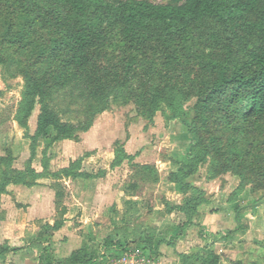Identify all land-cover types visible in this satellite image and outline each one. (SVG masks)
<instances>
[{
    "label": "trees",
    "instance_id": "1",
    "mask_svg": "<svg viewBox=\"0 0 264 264\" xmlns=\"http://www.w3.org/2000/svg\"><path fill=\"white\" fill-rule=\"evenodd\" d=\"M20 3L22 7L20 5L18 9L7 1L3 3L6 13L5 19L0 20V45L31 48L30 53L37 61L53 60L55 65L41 74L30 68L20 72L24 89L15 121L27 130L33 110L36 106L40 109L35 132L27 136L30 140L28 166L17 175L6 173L2 176L0 195L5 194L9 185L32 187L36 185V180L48 177L54 181L51 187L58 206L63 198L58 182L62 179H89L90 176L80 170L81 160L70 163L58 172H48V149L56 142L72 139L78 131L72 123L62 121L51 107L53 89L65 87L81 74L86 91L83 95L94 102L83 127L86 130L96 114L106 109L112 90L121 88L128 81L136 65L135 51L149 46L160 51L167 66L162 78L146 86L140 95L147 108V119L151 122L154 113L163 106L167 111L166 121H188L186 126L192 139L185 161L176 163L177 168L166 177L167 182L177 185L184 195L180 204L166 203V213L179 215L181 228L194 224L200 208L207 205L208 200L190 179L208 162L212 153L207 180L233 170L241 178L242 174L236 169L250 155L233 138L223 149L221 135L216 136L212 128L218 115H222L220 122L223 132L239 130V125L230 128L226 124L230 116L250 125L264 123V0H170L167 4H155L152 0H20ZM28 7L36 10L28 11ZM111 24L121 28L120 37L127 44L130 58L121 65V73L114 70L116 73L112 79L107 80L106 75L111 73L110 64H101L100 60L105 58L106 28ZM38 30L47 33L48 40L38 39ZM191 31L199 34L206 49L221 53L216 56L213 52L193 51L191 46H187ZM177 49H182V55L186 54L185 63L188 66L180 68ZM6 62V57L0 51V67ZM40 140L48 141V144L42 152L43 172L37 173L30 164L36 156ZM226 156L227 160L237 164H217L219 158ZM128 157L119 148L113 166H118ZM135 167L145 180L151 183L159 181L153 167ZM260 170L264 174L263 166ZM242 189L240 182L231 193L229 203H235ZM61 209L60 219L54 220L52 225L43 226L47 233L52 234L62 228L66 209ZM239 211L240 207L235 206L236 220ZM128 213L130 217L123 221L122 226L114 229V238L105 239L102 249L74 250L63 264H99L102 250H123L134 245L159 257L153 229L140 231L133 225L137 210L130 205ZM42 237L40 233L29 242L27 248L36 253L39 264H50L46 261L47 244ZM164 242L161 239L157 244ZM19 250L3 245L0 246V256L6 257ZM177 257L180 264L220 263V255L210 249L177 254ZM262 259L264 261V251Z\"/></svg>",
    "mask_w": 264,
    "mask_h": 264
},
{
    "label": "rangeland",
    "instance_id": "2",
    "mask_svg": "<svg viewBox=\"0 0 264 264\" xmlns=\"http://www.w3.org/2000/svg\"><path fill=\"white\" fill-rule=\"evenodd\" d=\"M6 1L13 8L18 9L21 5L20 0H0V20L5 19L6 7L3 3ZM169 1L152 0L155 4H167ZM24 8L26 9V6ZM29 8L28 11L36 10ZM106 30L105 58L100 60V63L110 64L111 73L106 75L107 80H110L116 72H122L121 65L130 58V54L127 44L120 37L121 28L117 24H111ZM37 38L47 39L48 35L38 30ZM201 42L203 41L199 34L191 31L187 46H191L196 53L211 54L213 51L206 49ZM149 47L135 51L133 56H135L136 65L128 81L122 84L121 88L112 90L107 99L106 109L96 114L91 126L86 130L83 127L88 121V112L90 108L92 110L94 102L83 95L86 91H84V80L81 74L76 75L75 79L63 88L54 87L50 98L51 107L59 114L62 121L72 123L78 131L72 139L56 142L48 149V172H58L67 168L70 163L81 160L80 170L88 174L90 178L62 179L58 182L63 192V198L58 206L55 204V192L51 187L54 181L51 178L38 179L36 185L32 187L9 185L5 194L0 195V242L3 236L8 234L14 240L11 244L18 247L22 246V242L29 243L41 233L44 236L42 240H45L47 244L46 261L50 264H63L66 257L74 250L102 249L105 239L114 238V229L122 226L123 221L130 217L128 213L130 205L138 212L133 218V225L140 231L152 228L156 236L155 244L161 238L174 241L170 237L171 228L175 224L180 225L181 217L175 214L166 217L163 214L166 212V203L179 204L183 199L177 189L167 185L165 177L177 168L176 163L185 161L192 139L188 135L186 126L188 121L185 123L179 120L166 121L167 111L163 106L154 113L151 122L147 119V108L143 105L140 95L146 86L162 78L167 66L160 51L153 46ZM0 51L7 59L6 64L0 67L1 179L6 173L14 176L26 170L30 156V140L27 136L35 132L40 109L36 106L33 110L28 119L27 130L21 128L15 121L24 89L20 72L30 68L41 74L54 67L55 63L53 60L37 61L36 57L30 53L31 48L0 45ZM181 51L177 49L178 60L181 61L180 68L189 65L185 63L186 54L182 55ZM220 53L217 50L212 54L217 56ZM216 117L212 132L216 136L221 135L220 143L223 149L228 140L233 138L240 148L250 155L246 162L244 161L242 166L236 169L242 176L238 177L233 170L207 180L210 162L213 159L212 153L208 162L201 166L190 181L204 192L208 200L205 213L210 215L216 213L218 208L220 210L224 204L222 201L227 198L229 201L231 193L242 182L243 189L234 202L235 206H243L240 207L239 214L245 212L247 214L241 226H252L253 231L247 236L245 234L242 236L243 239L238 243L241 246L239 249L248 253L251 260L249 263L264 264L262 259L264 174L260 170L261 166L264 167L262 161L264 160V123L250 125L240 118L237 120L230 116L226 119V124L230 128H236L239 125V130L223 132L220 122L222 115ZM47 144L48 141L42 140L37 143L36 156L30 164L37 173L43 172L41 159ZM119 148L127 157L129 156L130 160L123 159L118 166H113ZM217 164L235 166L237 162L235 164L234 161L227 160L226 156L219 158ZM135 166L153 167L159 176V181L151 183L145 180ZM216 195L221 200L218 203L216 199H212ZM62 207L66 209L62 228L52 234L47 233L43 226L60 219ZM234 207L229 211L235 213ZM6 216L9 220L5 226L2 222L5 221ZM228 220L231 221L230 214ZM199 228L194 223L189 229L184 230V232L187 231L186 233L180 234L181 239H178L177 243L182 247V251L199 247L201 244ZM205 239L211 250L213 243L219 242L221 237L213 231L207 233ZM162 249L165 251L167 248L164 246ZM26 259L29 264H39L36 253L34 256L24 251L15 253L8 263L23 264Z\"/></svg>",
    "mask_w": 264,
    "mask_h": 264
},
{
    "label": "crops",
    "instance_id": "3",
    "mask_svg": "<svg viewBox=\"0 0 264 264\" xmlns=\"http://www.w3.org/2000/svg\"><path fill=\"white\" fill-rule=\"evenodd\" d=\"M166 177H165V181L167 182ZM167 185L177 189L178 193L180 195H182V199H183L184 195L182 193H180L179 187L177 185L169 183V182H167ZM212 199H216L217 203L219 201H221V200H219L218 195L214 196V198H212ZM239 199H241V197ZM222 202H224V204H222V207L220 208V210L218 208V211L214 214H211V215L208 213H205L206 205H204L200 208V214L194 220V223L200 227L198 232H199L201 244L199 245L198 248L193 247L191 250L182 251V247H180L178 245L177 240L181 239V238H179L180 234L182 232H184L185 229H189L190 226L187 228H181V226L179 224L178 225L175 224V226H173L171 228V233H170L171 234L170 237H171V239L173 238L174 241H169V240L164 239L166 242L161 243V244L159 243V244L155 245V246H157V250H158L159 255H160L158 257L160 260V264H180L178 257H177V254H191L194 251L195 252H202L205 249H210L208 247V242L205 239V235L207 233H210L213 231H216V233L219 234V236L221 237V240H219V242L213 243L212 249H211L212 251H214L215 253L220 255V263L219 264H252V263H249L251 260H250V257H248V253H246L245 251H241L239 249L241 246H240V244H238L239 241H241V239H243L242 236H244V234L247 236L250 232L253 231L252 226H249V227H247V226L242 227L241 226V222H242V220H244L246 218L247 214H246V212L244 214H242V213L239 214V216L236 220L235 213L233 211H229L230 209H232V207L235 206V203H232V204L229 203L228 198ZM240 207L242 208L243 206H240ZM173 214H175V213L167 214L166 212H164L163 215H165L166 217H170ZM229 214L231 216L230 222L228 220ZM175 216H176V214H175ZM8 220H9L8 216H6V219L4 222H2V224H5V226H6V224H8L7 223ZM52 224H51V222H48V225H52ZM45 225H47V223ZM6 229H8V228H6ZM186 232L187 231H185L184 233H186ZM161 239H163V238H161ZM12 241H14L13 238L8 236V234H6L2 238V242H0V246L6 245L10 249L11 248H18V249H20L19 250L20 252L24 251L25 253H30V254L35 256V252H32L27 248L28 244H29L28 242H26L25 244H24V242H22L23 243L22 246L14 247L11 244ZM164 246L167 248L165 251H163V249H162ZM23 248L25 250H22ZM13 255L14 254H7L6 257L0 256V264H9L8 262L10 261V259ZM36 258H37V255H36ZM23 264H29L28 260L27 259L24 260Z\"/></svg>",
    "mask_w": 264,
    "mask_h": 264
},
{
    "label": "built area",
    "instance_id": "4",
    "mask_svg": "<svg viewBox=\"0 0 264 264\" xmlns=\"http://www.w3.org/2000/svg\"><path fill=\"white\" fill-rule=\"evenodd\" d=\"M99 264H160L154 254L144 252L142 247L134 245L123 250L106 249L101 251Z\"/></svg>",
    "mask_w": 264,
    "mask_h": 264
}]
</instances>
